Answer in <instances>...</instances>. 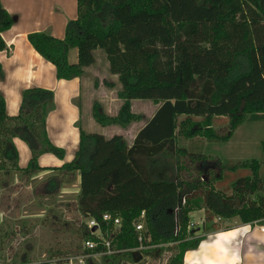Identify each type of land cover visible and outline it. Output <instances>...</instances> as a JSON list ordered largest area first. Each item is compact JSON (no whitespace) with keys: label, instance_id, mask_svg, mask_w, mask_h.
<instances>
[{"label":"trees","instance_id":"obj_1","mask_svg":"<svg viewBox=\"0 0 264 264\" xmlns=\"http://www.w3.org/2000/svg\"><path fill=\"white\" fill-rule=\"evenodd\" d=\"M77 14L68 22L64 38L46 32L29 36L34 49L55 66L57 77H82L101 49L109 70L118 75L122 89L117 97L122 105L116 116L108 117L94 103L95 120L126 128L141 118L132 110L133 100L150 99L159 107L131 143L122 134L106 137L80 126L73 161L47 168L57 174L47 177L40 195L58 194L65 180L78 174L76 211L88 220L96 218L104 233L112 229L103 221L105 212L121 218L112 242L118 251L98 257L103 264H159L165 258L164 264H184L187 251L204 239L192 227L195 210L206 211L209 230L218 229L217 223H211L214 219L237 216L245 223L264 219L259 158L228 159L214 163L215 168L206 164L209 157L200 148L207 138L228 141L246 118L264 116V0H78ZM13 24L0 0V51L7 48L2 32ZM72 48L78 51L76 63L68 58ZM2 74L0 62V79ZM53 97L49 89L26 88L20 111L12 116L0 89L2 188L36 176L43 169L37 161L40 155L64 157L65 149L48 135ZM226 126L228 133L218 134ZM15 138L30 147L26 168L20 167ZM166 156L173 161L176 177L171 168L153 170L157 160ZM143 213L145 248L138 250L141 257L136 259L135 222ZM4 224L10 229L3 231ZM24 229L26 223L19 229L2 218L0 245ZM80 231L83 241H99L87 221ZM101 247L100 242L97 249ZM69 254L60 252L56 262ZM96 259L88 264H97Z\"/></svg>","mask_w":264,"mask_h":264},{"label":"crops","instance_id":"obj_2","mask_svg":"<svg viewBox=\"0 0 264 264\" xmlns=\"http://www.w3.org/2000/svg\"><path fill=\"white\" fill-rule=\"evenodd\" d=\"M1 1L14 18L13 26L2 32L7 48L0 51V62L3 71L0 79V89L6 100L7 112L12 116L19 113L22 94L26 88L40 86L53 91L54 107L47 116L48 135L51 142L65 149L63 158L55 157L50 153L40 155L37 161L43 169L32 178L34 179L42 175L55 173V170L47 168L61 167L65 163L73 161L80 144L79 126L83 128L91 126L89 120L86 121V119H89L88 115L84 117V100L88 105L90 103L91 116L95 120L93 104L98 105L100 98H103L108 92L110 93L111 89L107 91L104 85L101 84L103 81H100L99 85L97 80L92 85L91 80L86 79L87 76H90L89 72L91 71H86V69L89 70L90 66L86 67L85 74L80 78L77 77L72 80L59 79L55 66L35 50L30 42L29 36L35 32H46L64 38L68 22L78 16V0ZM68 58L70 63L78 61L76 48L70 50ZM91 85L97 89L99 95L94 94V91H84V87L90 90ZM243 126L238 127L231 139L238 131L241 133ZM127 128L129 126L124 129ZM86 131L88 130L86 129ZM122 135L124 136V133ZM247 135L248 132L240 136L241 145H244L240 150V154L247 157H238L237 159L217 157L215 163L228 159H257L243 152L249 144ZM134 137L131 138L132 141ZM14 143L19 152L20 167H28L31 162L29 145L18 138L14 139ZM206 155L209 157V154ZM209 160H213V158L210 157ZM76 177L78 178V185H80L78 174ZM78 189L80 190L79 186ZM199 211H203L206 216L205 210ZM205 222L204 217L202 229L197 227L202 233L196 235L197 237H204V239L197 248L187 251L184 264H264V219L251 223H245L237 216L222 220L214 219L211 223H217L218 229L211 230L208 229L210 222H207L208 224H205ZM191 223L193 224L192 217Z\"/></svg>","mask_w":264,"mask_h":264},{"label":"rangeland","instance_id":"obj_3","mask_svg":"<svg viewBox=\"0 0 264 264\" xmlns=\"http://www.w3.org/2000/svg\"><path fill=\"white\" fill-rule=\"evenodd\" d=\"M109 69L105 52L97 49L94 63L90 65L89 70L86 69V71H91L89 72L91 77L87 76L86 79H90L92 85L97 80L99 85L100 81H103L101 84L104 85V88L107 91L111 89L110 93L108 92L98 101V112L108 117L116 116L122 105L121 100L117 97L118 91L122 89L121 83L118 75L111 73ZM92 85L90 90L84 87V91H94V94H97V89L93 88ZM132 104L134 113L140 115L141 118L140 120L130 121L129 128L124 129L118 123L104 126L93 120L91 105L90 103L88 105L86 100H84V117L88 115L89 119H86V121L89 120L91 123V126L84 127V129L89 132L102 133L106 137H111L115 133H124V138L128 142L132 141L131 138L147 122V119L154 113L158 105L150 99H135ZM239 126H243L241 133L238 131L230 141L217 143L208 138L205 139L206 142L202 143L200 148L204 153L209 154V159L210 157L213 158V160L208 159L206 164L215 165L217 157L233 159L247 157L240 154V150L244 146L241 145L240 136L248 132L249 144L243 152L251 155L252 158H259L262 162V173L264 175V116H250ZM228 131V126L217 130L218 134H226ZM190 145L187 144L189 147ZM161 158L163 159L157 160L155 166H152L153 170L159 173L161 169L166 170L169 168L170 170L171 168V175L176 177L177 172L173 167L172 159L167 156ZM215 166L217 168L218 165ZM215 172L217 173V171ZM53 174H57V172L34 179L24 177L17 183L12 181L7 188H2L0 183V211H3L2 213L0 212V221L3 218L5 222L16 223L19 229L22 228L23 223H26V230L24 229L23 233H18L15 238L6 239L5 243L2 246L0 245V264H56L57 256H59L60 252L72 253L69 256L73 255V253L82 252L81 223L88 221V219L82 217L78 210L76 211L75 209L78 202V186L80 187L78 178L73 177L74 179L70 181L66 179L58 194L49 198L42 197L40 191L45 186L48 180L47 177ZM37 193L38 196L36 195ZM68 203L70 204L69 207L67 206ZM191 217L193 221L192 227L196 235H200L202 231L197 229V227L202 229L205 214L203 211L195 210L191 213ZM205 224H208L207 221ZM6 229L10 228L4 224L3 231ZM13 253H15L16 257L11 258ZM169 254L167 255L169 256ZM167 259H163L162 263L159 264L166 263ZM95 261L97 264H103L101 258H97ZM157 263L148 261L146 264Z\"/></svg>","mask_w":264,"mask_h":264},{"label":"built area","instance_id":"obj_4","mask_svg":"<svg viewBox=\"0 0 264 264\" xmlns=\"http://www.w3.org/2000/svg\"><path fill=\"white\" fill-rule=\"evenodd\" d=\"M141 216L137 222H135V229L137 231L139 246L135 248V251L140 249H144L143 241H144V222L142 221ZM103 221L107 222L108 224H112L111 230H106V233L102 231L101 227L99 226L98 220L95 218H91L87 221V226L89 231L92 235L97 236L99 241L92 238H87L83 241V249L87 251L78 252V254H73L71 256L63 257L60 263L56 264H88V260L91 258H98L104 255H112L117 252V249H113L112 242L114 235L119 232L121 226V218L119 216H114L111 213L105 212L102 215ZM96 227V229H95ZM95 229V230H93ZM101 242V249H97L99 247V243Z\"/></svg>","mask_w":264,"mask_h":264},{"label":"water","instance_id":"obj_5","mask_svg":"<svg viewBox=\"0 0 264 264\" xmlns=\"http://www.w3.org/2000/svg\"><path fill=\"white\" fill-rule=\"evenodd\" d=\"M95 229H96V227H95ZM95 229H93V230H95ZM133 254H134V255H137L136 259H138V258L141 257L139 251H134Z\"/></svg>","mask_w":264,"mask_h":264}]
</instances>
